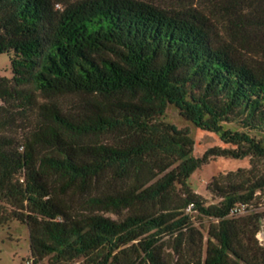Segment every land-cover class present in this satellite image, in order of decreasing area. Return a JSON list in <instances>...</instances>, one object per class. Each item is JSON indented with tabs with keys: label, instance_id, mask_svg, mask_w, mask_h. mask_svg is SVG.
I'll return each instance as SVG.
<instances>
[{
	"label": "trees",
	"instance_id": "trees-1",
	"mask_svg": "<svg viewBox=\"0 0 264 264\" xmlns=\"http://www.w3.org/2000/svg\"><path fill=\"white\" fill-rule=\"evenodd\" d=\"M58 2L0 0V54L10 56L13 73L0 77V224L28 226L34 264L107 247L106 264L137 240L148 264H168L157 248L166 236L178 249L198 247L182 264H264L257 238L264 211L230 216L264 189V171L252 170L264 159V139L222 125L236 120L264 130V45L251 44L264 35V0H206V8L73 0L62 10ZM66 94L95 99L77 117L39 101ZM169 104L236 148L194 157L189 129L157 122ZM23 122L21 139L6 133ZM108 133L119 141H85ZM216 156L250 157L252 168L214 177L208 190L221 200L207 205L188 180ZM100 180L122 186L90 194ZM67 195H82L81 212L66 210ZM192 203L217 220L204 259V236L185 212ZM137 206L121 220L95 212Z\"/></svg>",
	"mask_w": 264,
	"mask_h": 264
},
{
	"label": "rangeland",
	"instance_id": "rangeland-1",
	"mask_svg": "<svg viewBox=\"0 0 264 264\" xmlns=\"http://www.w3.org/2000/svg\"><path fill=\"white\" fill-rule=\"evenodd\" d=\"M66 1L73 0H60V2L55 4V8L62 10L64 8V3ZM157 4L171 5L174 2H179L180 0H148ZM187 3H195L196 6L206 8L210 7L206 0H181ZM257 38V39H256ZM257 43L258 45H264V35L257 32L256 37H252L251 44ZM5 76L7 78H12V68L10 56L7 53L0 54V77ZM94 97H90L85 94H66L61 96H56L52 98H40V103L42 102H55L65 113L77 117L83 111H86L90 106V101L94 100ZM0 105H4V102L0 100ZM37 116V115H36ZM35 112L32 115V120H35ZM158 123L164 125H174L178 129H189L191 137L194 140V150L192 155L196 158H201L205 152L211 148H222V149H234L235 145L226 143L221 140L220 134L204 130L196 126L193 122L187 120L181 115L180 109L169 104L163 115L157 119ZM26 122L21 123L19 127L7 130V134L21 139L23 135H26L28 125ZM224 129H229L232 131H248L251 136L256 139H264V130H248L245 129L239 121H225L222 123ZM86 142H105L114 143L118 142V137L113 133H108L100 135L97 137H91L85 139ZM23 150V147L19 148ZM162 152V150H159ZM148 163L152 167L153 160L151 158L147 159ZM257 161L256 167L252 169L254 173L264 171V159L255 160ZM250 157L236 159L233 157L216 156L209 159L208 163L202 165L198 168L189 178L188 183L191 189L197 194L201 195L207 205L220 202V198L215 196L208 190V186L213 181L214 177L217 176H227L231 172H237L238 170H249L251 169ZM148 176L143 177V181L147 179ZM150 177V176H149ZM160 176L154 178L153 181L157 180ZM227 180V179H226ZM122 184L117 183L114 180H100L93 188H91L90 194H101L114 191L119 189ZM178 189L179 186L177 185ZM82 195L73 196L67 195L63 196V204L66 205V210L70 214H75L82 211ZM256 198L250 203L247 209L239 211V204L235 213L230 216H241L250 213H257L264 211V189L256 193ZM3 211L11 212L12 207L7 203L3 202ZM140 207L129 209H105L96 210V213L103 214L107 217L121 220L128 216L129 214L135 213ZM186 209V213L191 216L194 225L202 232L203 246H202V258L204 259L207 251V241L209 238V227L212 222H216L215 219H209L208 217L200 214L196 209L189 210ZM195 208V207H194ZM236 208V207H235ZM257 238L260 243L264 245V224L262 225L261 231L258 233ZM158 251L165 258L168 264H182L184 260L190 259L198 253V247H183L178 249L175 244V237H163L157 244ZM108 253V248L103 247L98 250L93 251L88 255H81L74 259H62L54 254H50L43 261L38 264H104V259ZM0 264H34L33 257L30 253V233L28 226L20 221L12 219L5 224H0ZM106 264H148L145 252L141 249L139 241H134L128 245L122 246L120 249L113 252L109 261Z\"/></svg>",
	"mask_w": 264,
	"mask_h": 264
},
{
	"label": "built area",
	"instance_id": "built-area-1",
	"mask_svg": "<svg viewBox=\"0 0 264 264\" xmlns=\"http://www.w3.org/2000/svg\"><path fill=\"white\" fill-rule=\"evenodd\" d=\"M240 206H239V211H241V208H242V210H245V209H247V205H244V204H239ZM241 207V208H240ZM194 208V204L192 203V204H190L189 205V210H192ZM238 208V206H236V208H234V210L232 211V214H234L235 213V209H237Z\"/></svg>",
	"mask_w": 264,
	"mask_h": 264
}]
</instances>
